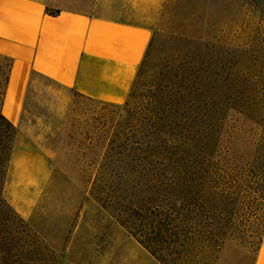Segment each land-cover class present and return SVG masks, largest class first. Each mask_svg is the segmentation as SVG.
Returning a JSON list of instances; mask_svg holds the SVG:
<instances>
[{
	"label": "rangeland",
	"instance_id": "rangeland-1",
	"mask_svg": "<svg viewBox=\"0 0 264 264\" xmlns=\"http://www.w3.org/2000/svg\"><path fill=\"white\" fill-rule=\"evenodd\" d=\"M9 66V59L0 55V106ZM195 95H217L218 125L238 131L223 135L231 140L232 151L250 157L264 154V0H163L123 103L71 93L59 118L58 112L53 117L44 108L50 99L41 100L39 128L48 135L55 171L32 221L21 218L2 196L16 129L0 116V264H61L59 249L52 245L53 238L59 239V220L84 198L99 196L108 204L114 196L129 194L116 159L131 154L118 144L138 112L150 102L164 105L170 99L183 107V96L185 105L194 107L190 101ZM258 244L236 237L226 239L217 252L188 245L165 254L169 264H250Z\"/></svg>",
	"mask_w": 264,
	"mask_h": 264
},
{
	"label": "crops",
	"instance_id": "crops-1",
	"mask_svg": "<svg viewBox=\"0 0 264 264\" xmlns=\"http://www.w3.org/2000/svg\"><path fill=\"white\" fill-rule=\"evenodd\" d=\"M162 6L163 0H0V55L10 62L0 110L16 129L2 196L21 218L33 220L55 171L39 103L50 99L44 108L59 118L71 93L123 103ZM52 241L61 264H162L89 198L59 220ZM250 264H264V243Z\"/></svg>",
	"mask_w": 264,
	"mask_h": 264
},
{
	"label": "trees",
	"instance_id": "trees-1",
	"mask_svg": "<svg viewBox=\"0 0 264 264\" xmlns=\"http://www.w3.org/2000/svg\"><path fill=\"white\" fill-rule=\"evenodd\" d=\"M173 101L143 107L119 141L131 152L116 159L129 194L109 205L95 200L162 264L174 247L217 252L236 237L264 243V154L231 150L223 135L238 131L218 125L217 95H195L194 107L184 96L183 107Z\"/></svg>",
	"mask_w": 264,
	"mask_h": 264
}]
</instances>
